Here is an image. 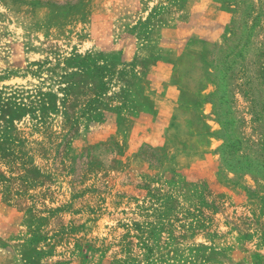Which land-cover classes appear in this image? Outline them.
Here are the masks:
<instances>
[{"label":"rangeland","instance_id":"374dc122","mask_svg":"<svg viewBox=\"0 0 264 264\" xmlns=\"http://www.w3.org/2000/svg\"><path fill=\"white\" fill-rule=\"evenodd\" d=\"M0 264H264V0H0Z\"/></svg>","mask_w":264,"mask_h":264}]
</instances>
